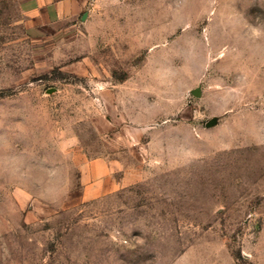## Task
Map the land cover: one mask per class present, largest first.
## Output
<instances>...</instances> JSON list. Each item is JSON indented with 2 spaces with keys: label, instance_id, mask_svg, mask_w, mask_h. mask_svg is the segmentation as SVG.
<instances>
[{
  "label": "rangeland",
  "instance_id": "obj_1",
  "mask_svg": "<svg viewBox=\"0 0 264 264\" xmlns=\"http://www.w3.org/2000/svg\"><path fill=\"white\" fill-rule=\"evenodd\" d=\"M84 14L0 0V264H264V0Z\"/></svg>",
  "mask_w": 264,
  "mask_h": 264
},
{
  "label": "crops",
  "instance_id": "obj_2",
  "mask_svg": "<svg viewBox=\"0 0 264 264\" xmlns=\"http://www.w3.org/2000/svg\"><path fill=\"white\" fill-rule=\"evenodd\" d=\"M18 3L28 31L36 37L35 39H40L48 31L54 32L61 29L63 24L77 21L85 13L89 0H18ZM96 164L109 175L108 164ZM116 188L118 185L114 181L98 183L93 187L87 185L85 195H103Z\"/></svg>",
  "mask_w": 264,
  "mask_h": 264
},
{
  "label": "water",
  "instance_id": "obj_3",
  "mask_svg": "<svg viewBox=\"0 0 264 264\" xmlns=\"http://www.w3.org/2000/svg\"><path fill=\"white\" fill-rule=\"evenodd\" d=\"M86 17H87V14H84V16H83V20H85ZM192 93H193V95L196 96V97H200V95H201V91H200L199 89L194 90ZM211 123H212V122H211Z\"/></svg>",
  "mask_w": 264,
  "mask_h": 264
},
{
  "label": "bare ground",
  "instance_id": "obj_4",
  "mask_svg": "<svg viewBox=\"0 0 264 264\" xmlns=\"http://www.w3.org/2000/svg\"><path fill=\"white\" fill-rule=\"evenodd\" d=\"M172 64H177V63H176V61H173V63H172Z\"/></svg>",
  "mask_w": 264,
  "mask_h": 264
}]
</instances>
